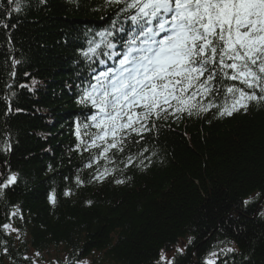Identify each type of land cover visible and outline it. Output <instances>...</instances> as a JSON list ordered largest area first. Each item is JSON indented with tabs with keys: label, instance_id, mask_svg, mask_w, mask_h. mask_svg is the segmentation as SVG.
Listing matches in <instances>:
<instances>
[{
	"label": "trees",
	"instance_id": "1",
	"mask_svg": "<svg viewBox=\"0 0 264 264\" xmlns=\"http://www.w3.org/2000/svg\"><path fill=\"white\" fill-rule=\"evenodd\" d=\"M19 2L0 0V185L16 177L0 188V264L8 223L35 251L60 248L58 264H264V101L220 115L227 87L259 88L224 79L196 97L214 107L169 109L101 156L92 106L79 103L90 78L78 79L79 47L87 30L119 26L132 0Z\"/></svg>",
	"mask_w": 264,
	"mask_h": 264
},
{
	"label": "snow or ice",
	"instance_id": "2",
	"mask_svg": "<svg viewBox=\"0 0 264 264\" xmlns=\"http://www.w3.org/2000/svg\"><path fill=\"white\" fill-rule=\"evenodd\" d=\"M125 2L105 0L106 5ZM12 3L19 12V0H9ZM127 9H135L129 17L133 27L122 41L124 50L113 53L119 56L117 66L94 77L96 83L79 100L96 110L88 117L98 130L90 146L104 143L101 156L113 148L123 151L126 136L147 131L151 118H167L169 109L195 115L214 107L211 101L204 105L196 97L217 90L224 79L238 80L247 89L259 88L261 95L229 86L226 91L233 95V102L220 115L246 110L250 101H264V0H132L119 12ZM107 47L116 45L108 43ZM88 51L95 53L96 49ZM105 174L107 170L96 178L103 179ZM15 179L9 176L0 188ZM49 199L54 202L52 196Z\"/></svg>",
	"mask_w": 264,
	"mask_h": 264
},
{
	"label": "rangeland",
	"instance_id": "3",
	"mask_svg": "<svg viewBox=\"0 0 264 264\" xmlns=\"http://www.w3.org/2000/svg\"><path fill=\"white\" fill-rule=\"evenodd\" d=\"M28 254H26L24 251ZM23 251V252H21ZM11 252L12 256L9 254ZM18 257H27L28 264H58L64 259V253L60 248H50L45 251H35L27 246L26 239L22 234L11 231L8 259L5 264H15ZM88 264L91 263L90 260ZM83 262V261H82Z\"/></svg>",
	"mask_w": 264,
	"mask_h": 264
}]
</instances>
